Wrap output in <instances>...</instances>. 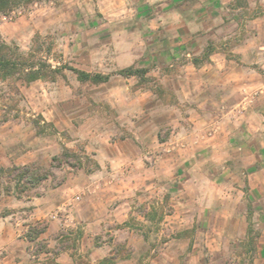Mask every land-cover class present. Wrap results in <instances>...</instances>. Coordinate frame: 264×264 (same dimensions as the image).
<instances>
[{
  "label": "rangeland",
  "instance_id": "374dc122",
  "mask_svg": "<svg viewBox=\"0 0 264 264\" xmlns=\"http://www.w3.org/2000/svg\"><path fill=\"white\" fill-rule=\"evenodd\" d=\"M221 1L222 35L193 23L181 29V49L177 12L185 6L189 20L200 18L202 0H17L0 14L5 41L29 52L39 35L43 54L63 69L55 79L0 85V166L53 170L35 188L2 178L0 222L14 228L0 230V264H100L111 256L112 264H264V196L248 184L264 164V115L255 112L264 114V0ZM215 43L246 75L229 117L199 108L205 100L185 94L199 88L178 79L180 64L204 63ZM238 46L246 48L233 52ZM130 65L147 67L148 78L117 73ZM68 66L111 78L83 82ZM245 115L262 129L247 120L220 128ZM43 118L56 130L38 133L33 120L45 125ZM64 147L71 164L53 161ZM76 157L82 167L72 165ZM191 174L195 184L184 186ZM256 184L264 191L258 177ZM125 200V220H114ZM37 201L50 202L51 212L34 215Z\"/></svg>",
  "mask_w": 264,
  "mask_h": 264
},
{
  "label": "crops",
  "instance_id": "0c3cea01",
  "mask_svg": "<svg viewBox=\"0 0 264 264\" xmlns=\"http://www.w3.org/2000/svg\"><path fill=\"white\" fill-rule=\"evenodd\" d=\"M174 1L187 3L189 0H174ZM221 3H222L221 0H202L201 14L198 13V11L200 10L199 6L198 7L195 6L196 11L198 10L197 13L200 16V18H196L195 20H189L188 13L186 12L188 10L187 7L182 6L178 10L177 18L179 20L178 26L180 27V33L178 34V42L176 43L178 49H181L182 46H184L183 44H185V42L187 41L185 39L186 35L183 32L181 33V29L184 28L185 26H193L192 25L193 23H195L196 26H198L199 24L203 25L205 29L211 28L212 35H215V36H217L218 34L222 35L220 30L222 29L221 27L223 26L222 22L224 21V19L222 18L221 14H219L220 12L218 11L219 9L215 10V8L221 5ZM206 8H208L207 14H205L207 12V10H205ZM207 24H212V25L209 26ZM215 24L220 25L219 30L218 29L216 31L213 30L214 29L213 26ZM188 32H189L188 34H190V45L196 46L197 40L193 39L194 37L193 32H190V31ZM244 48L246 47L238 46V47H235L232 51L242 52L244 51ZM242 55L244 56V53ZM239 56H240L239 59L243 61V58L241 57V55ZM243 67L244 65L241 62L233 60V59H228L227 54L223 52L220 49V47L216 44V48L212 49L211 54L208 56V59L204 63L197 65L193 63V61L190 60L186 63L180 64L179 69H178L179 71L178 79H179L180 85H185L189 83L199 88V90H196L195 93L185 92V94H193L192 97L193 98L195 97L196 100L198 99L205 100L204 102H201L198 104L199 108H205V107L206 109L210 108L211 111L208 112L210 115L219 116L220 114L223 117H229L233 115L231 110L234 106V103H237L239 101L240 96L242 97V94H241L242 86L240 85L244 84V80L246 79V75H245ZM230 85H236V86L233 87ZM192 110H195V112H192V115L194 114L196 115L198 113V110L196 108ZM255 112L259 114L260 116L264 115L258 109H256ZM201 113H205V112H201ZM245 116H243L244 118L242 117L243 119L237 118L236 120H232L231 122H227L228 120L226 119L225 121H223L222 119V122H220L221 124L220 128H222L223 130L236 129L239 126V122L245 123L247 120L249 122V123L247 122L248 127L253 128V129L256 128V130L262 129L263 124L254 125L252 121H250L251 119L249 120L248 117L247 116L245 117ZM223 123H224V126L227 125L226 128L223 127ZM210 142L213 143V140L210 139ZM257 158L258 160H260V157H257ZM257 177L261 180V182L263 183V187H264V164L261 166L260 169H257V168L253 169L252 172H250L249 178H248V184L251 187V190L255 192L256 188H259L261 189L260 194L264 196L263 188L258 187V184H256ZM195 178H196L195 175L193 174L189 175L184 182L185 184L184 186L186 185L190 186V185L195 184ZM125 196H128V195H125ZM38 202L40 201H37L35 203L37 204V207L35 208L33 214L38 215V214L44 213L45 216L48 215L51 212L53 205L50 202H48L45 204V207H41L40 205H38L39 204ZM126 203H127V200L123 201L115 208V210L113 211L114 213L112 212L110 213L115 216L114 220H117V221L125 220L126 218L124 214L125 208L123 207L126 206ZM263 214H264V210H263ZM235 219H236V215H235ZM237 220H240L243 223L244 222L243 215L240 216L239 218L237 217ZM194 223L192 224V226H194ZM89 226L94 227V225L91 223L89 224ZM2 227L3 229H1ZM13 228L14 226L9 225L8 223H6V221L0 222V230L8 229L11 232L13 231ZM1 233L2 232H0V237L3 235ZM86 236L90 237V234L87 233V230L85 231L84 236H82L81 239H83V237H86ZM91 239L92 238L87 239L88 240L87 245L89 246H91ZM90 256L93 257L94 253L92 252ZM32 264H37V263H32Z\"/></svg>",
  "mask_w": 264,
  "mask_h": 264
},
{
  "label": "trees",
  "instance_id": "16d2710c",
  "mask_svg": "<svg viewBox=\"0 0 264 264\" xmlns=\"http://www.w3.org/2000/svg\"><path fill=\"white\" fill-rule=\"evenodd\" d=\"M26 2H32L34 0H25ZM17 3V0H0V14H5L10 11ZM208 53V56L211 54ZM71 70L76 72L78 78L83 82H93L101 83L106 82L111 78L110 74L102 73H91L85 70H81L72 66H68ZM63 72L62 67L54 66L47 56L42 52V41L41 37L38 35L34 39V45L32 50L29 52H23L19 46L13 45L5 41L0 33V85L6 81L11 80H25L26 82H32L38 79H55L59 74ZM118 74L124 76H138L141 80H146L148 68L147 67H137L135 65H130L120 69ZM14 90L16 93L20 94V89L14 85ZM45 125H42L40 120L34 119L33 123L37 129L38 133H44L47 130V126H51L56 130L54 123L48 122L43 118ZM71 150L68 147H64L61 154H57L53 157L54 162L59 164L67 162L71 164L69 160ZM65 158V159H63ZM84 162L80 157H76L75 162L72 163L75 167H82ZM97 166L98 163H97ZM10 176L16 183V188L22 190L21 184H28L32 188L40 185L44 180L53 176L52 167H46L42 165H14L9 167L0 166V186L1 180L4 176ZM8 192L11 191V186L6 189ZM2 194V189L0 187V195ZM249 230L248 234L253 232V224L251 221V213L248 216ZM46 226H43L38 233L44 232ZM115 256L105 257L100 261V264H112L114 262Z\"/></svg>",
  "mask_w": 264,
  "mask_h": 264
}]
</instances>
